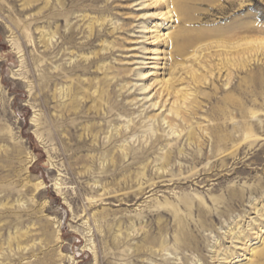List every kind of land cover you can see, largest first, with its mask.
I'll return each instance as SVG.
<instances>
[{
    "label": "rangeland",
    "instance_id": "1",
    "mask_svg": "<svg viewBox=\"0 0 264 264\" xmlns=\"http://www.w3.org/2000/svg\"><path fill=\"white\" fill-rule=\"evenodd\" d=\"M0 264H264V0H0Z\"/></svg>",
    "mask_w": 264,
    "mask_h": 264
},
{
    "label": "bare ground",
    "instance_id": "2",
    "mask_svg": "<svg viewBox=\"0 0 264 264\" xmlns=\"http://www.w3.org/2000/svg\"><path fill=\"white\" fill-rule=\"evenodd\" d=\"M169 13H170V12H168L167 14H169ZM154 14H155V13H154ZM155 15H157V14H155ZM153 31H154V30H153ZM152 59H153V58H152ZM145 76H149V75H145ZM179 92H181V90L178 91V92H176V93H179ZM183 95L185 96L186 99H185L184 103H182L181 105L184 106V105H186V101L189 100V95H190V94H189V93H187V94L184 93ZM177 101H178V100H175V102H177ZM258 236H259V235H258ZM237 262H238V261H237ZM227 263H229V262H227ZM230 263H231V262H230Z\"/></svg>",
    "mask_w": 264,
    "mask_h": 264
}]
</instances>
